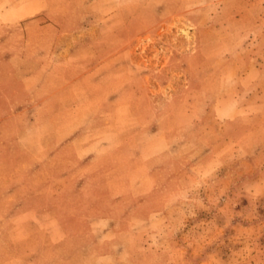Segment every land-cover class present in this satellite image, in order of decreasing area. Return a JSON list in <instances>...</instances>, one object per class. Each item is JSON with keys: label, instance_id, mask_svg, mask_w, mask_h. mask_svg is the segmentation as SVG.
I'll return each instance as SVG.
<instances>
[{"label": "rangeland", "instance_id": "obj_1", "mask_svg": "<svg viewBox=\"0 0 264 264\" xmlns=\"http://www.w3.org/2000/svg\"><path fill=\"white\" fill-rule=\"evenodd\" d=\"M25 1L0 0V151H8L0 184L45 181L44 173H25L14 151L62 133L61 114L54 125L32 126L35 66L10 62L24 55L29 22H55L63 44L108 35L116 49L133 48L135 70L144 74L134 106L150 130H165L167 143L125 158L67 163L76 172L71 183L111 187L101 191L104 206L96 209L133 216L115 231L135 232L103 234L105 225H95L99 235L72 239L68 248L79 251L94 240L96 251L105 252L112 243L118 264L128 263L131 250L132 264H264V0H39L34 12ZM81 94L61 95L70 104L64 132L73 135L80 126L93 137L100 132L85 131L99 117L96 100ZM16 100L20 109L13 108ZM61 166L54 159L47 168ZM91 192L80 190L66 213H96L85 202ZM13 254L6 248L2 257ZM67 260L108 264L88 251Z\"/></svg>", "mask_w": 264, "mask_h": 264}, {"label": "crops", "instance_id": "obj_2", "mask_svg": "<svg viewBox=\"0 0 264 264\" xmlns=\"http://www.w3.org/2000/svg\"><path fill=\"white\" fill-rule=\"evenodd\" d=\"M38 1L27 0L21 4L28 12H34L42 8ZM93 28L101 29L102 26ZM26 30L24 55L12 56L10 62L24 61L35 66L29 73L33 80L28 106L31 124L33 127L54 125V118L61 114L58 120L61 119L62 133L59 137L46 136L45 145L35 144L27 151L20 148L14 151L15 161L23 163L25 173H44L46 176L45 181L40 182L24 181L10 186L0 184V264H71L67 259L87 251L92 257L105 259L108 264H118L117 251L111 248L112 243L108 244L105 252L96 251L94 240L92 243L82 242L85 244L79 251L68 248L72 239H83L85 235L94 239L99 235L98 230L93 228L95 225H105L106 229L101 230L103 234L109 233V230L115 236L133 235L135 232L132 229L115 231L117 222L133 221V216L118 217L111 213V209L105 208V212L96 209L104 206L101 191L111 187L102 182L93 185L71 183L70 175L74 176L76 172H71L67 163L73 161L80 166L102 161L105 157L125 158L138 151L143 154L156 141L165 146V130L162 127L150 130L148 125H144L141 119L144 112L133 103L132 95L144 88V74L135 70L133 48L126 44L124 49H116L108 35L95 39H73L63 44L59 42L60 27L53 21H30ZM11 72L17 77L16 69ZM53 77L61 79V87L59 82L52 80ZM68 90L78 95L88 94L90 99L96 100L99 117L95 126L85 132L96 131L99 134L93 137L85 135L80 126L73 135L64 132L67 116L63 111L70 109V104L61 95L66 96ZM78 95L79 99L81 96ZM17 102L13 103V108L20 109L16 106ZM79 102H75L77 107ZM151 134L157 138L151 139ZM7 153L1 150L0 160L6 158ZM54 159H60L62 163L59 170L47 168L48 162L53 163ZM54 177L61 179L60 182L54 183ZM85 189L92 191V199L85 202L96 213H66L71 200L72 204L76 203L79 191ZM109 202L105 207L114 203L112 200ZM76 225L78 228H74ZM90 245H93L92 248H89ZM6 248L14 254L4 259L2 253ZM134 254L135 251L131 250L128 263H133Z\"/></svg>", "mask_w": 264, "mask_h": 264}]
</instances>
